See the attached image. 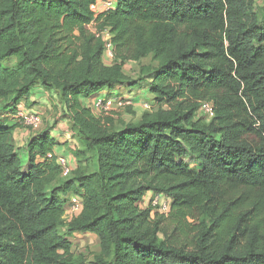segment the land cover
<instances>
[{
    "label": "trees",
    "instance_id": "16d2710c",
    "mask_svg": "<svg viewBox=\"0 0 264 264\" xmlns=\"http://www.w3.org/2000/svg\"><path fill=\"white\" fill-rule=\"evenodd\" d=\"M96 2L0 0V264H264V4ZM149 56L156 67L125 72ZM145 80L157 110L136 122L106 124L86 105ZM35 87L64 107L90 173L63 178L46 157L51 130L16 142L14 115ZM203 101L212 118L199 115ZM149 192L167 214L141 208ZM70 194L83 208L66 221ZM87 232L99 250L75 258L70 237Z\"/></svg>",
    "mask_w": 264,
    "mask_h": 264
},
{
    "label": "rangeland",
    "instance_id": "374dc122",
    "mask_svg": "<svg viewBox=\"0 0 264 264\" xmlns=\"http://www.w3.org/2000/svg\"><path fill=\"white\" fill-rule=\"evenodd\" d=\"M264 4V0H257V5L261 6ZM99 9L103 11L104 9L102 8V5H99ZM109 56V55H108ZM110 57V56H109ZM106 56L105 62H110V58ZM15 60L11 59L9 61H4L3 66H12L14 64ZM158 65V61H155L151 56L148 58L142 60L141 62H136V61H128L125 64L124 70L125 72L132 78V79H138L141 77L142 72H147V70H151L154 67ZM145 87L141 88H132L130 90H126L123 87L116 86L112 90H110V93H114L113 95L115 96L116 94L122 93L120 97L117 95V97L110 98L111 105L109 110H98L93 108L91 105L93 101H90L86 103L88 106H91L93 108V112L97 117H100L104 123H109L107 120L112 119L113 122L115 123H120V122H136L143 118L144 116H148L151 114H154L155 111L157 110V105L155 104L156 101L154 100V95L150 93L149 91V86L151 83L150 80H145ZM38 87H35L32 90L33 95ZM123 89V90H122ZM121 91V92H120ZM49 95H46V98L32 102V101H27L28 99L22 100L19 104L22 107H25L26 110L34 111L42 116L43 123L39 128L32 129L29 127H25L23 125L18 127V138L20 136V133L27 131L28 132V137L24 138V141L21 142L20 139H16V142H19L18 144L22 145L25 144L28 139H30L31 136L43 131V130H57L60 135L57 137H62L63 135L68 132L71 136L72 133V123L67 115V113L64 110V107L59 103L58 99L53 97V92L48 91ZM104 98V97H103ZM120 99H128L129 103H124L123 105L118 103ZM117 100V101H116ZM25 101V102H24ZM116 101V102H115ZM35 105V106H34ZM62 123L64 125V128L67 130H64V128H60L59 124ZM73 136V137H72ZM70 143H75L77 144L78 148L83 149L85 145L82 144V137L78 135L77 132L72 133ZM16 137V138H17ZM61 145H64L68 148H70V144H63L62 142L60 143ZM91 153L87 154L85 157H87L88 160L87 162L84 163L83 161L79 163L78 170L82 171L84 173L91 172L94 170L95 164L93 161L92 156H90ZM84 158V157H82ZM192 168H195V165H192ZM75 171V170H74ZM73 172L71 175L67 177H63L64 179L70 178L73 176ZM72 194L68 195V204L70 201V197ZM153 195L149 196V199H151ZM144 200V199H143ZM142 200V203L140 204L141 208L146 209L150 207L149 202H144ZM68 207V206H67ZM159 213H164V212H159ZM166 214V213H164ZM64 218L66 221H69L68 216L65 214ZM93 234V233H92ZM161 237L163 235L161 234ZM83 243V244H81ZM97 244H98V237L96 239H91L90 242L86 238V236H83L82 238H77L75 241V245L73 247V252L75 255V258H80V257H85L87 260H92L93 255L97 252ZM83 245V246H82Z\"/></svg>",
    "mask_w": 264,
    "mask_h": 264
},
{
    "label": "built area",
    "instance_id": "2783aa9c",
    "mask_svg": "<svg viewBox=\"0 0 264 264\" xmlns=\"http://www.w3.org/2000/svg\"><path fill=\"white\" fill-rule=\"evenodd\" d=\"M99 5H102V8L105 11H111L113 9H115L116 5H115V0H98L97 3L94 5L93 9L95 12L98 11L99 9ZM88 28L90 30H92L93 32H97V28H96V24L94 21H92L89 25ZM98 35L102 34L105 35L108 38V42H107V53L109 55H113L112 53V42H111V33L108 31V29H106V31L102 32V33H97ZM117 100L118 103L120 104H124V103H129V100L127 99H120L118 98ZM116 100V101H117ZM115 101V102H116ZM111 101L110 99H106V98H100L97 100H94V102L92 103V107L98 110H109L110 108V104ZM92 108V109H93ZM198 113L203 114L205 116H207L208 118H212L215 114H214V109L211 103L207 102V101H203L200 104V107L198 109ZM14 118L16 120V122H18L20 125H23L25 127H29L32 129H36L39 128L42 123H43V119L42 116L34 111H28L24 108H20L14 115ZM54 153L50 152L47 154L46 157L48 158H53L54 157ZM57 156V155H55ZM39 160H42V157L39 158ZM57 161L61 167V171H62V175L67 177L72 173V167L70 164V161L68 160L67 157H65L64 155H60L57 156ZM154 210L160 211V212H164V213H168L169 209H170V204L167 200L163 199L161 195L157 194L154 195V197L151 200V204H150ZM83 208V201L82 198L80 196V194H72L70 197V201L68 204V208L65 212V214L68 216L69 220L74 218L76 215H78Z\"/></svg>",
    "mask_w": 264,
    "mask_h": 264
},
{
    "label": "crops",
    "instance_id": "0c3cea01",
    "mask_svg": "<svg viewBox=\"0 0 264 264\" xmlns=\"http://www.w3.org/2000/svg\"><path fill=\"white\" fill-rule=\"evenodd\" d=\"M46 95L48 96L49 95V92L46 91V90H43L41 87H38L36 89L35 93L33 95H31L29 98H27L28 99L27 101L36 102V101H39V100H42V99L46 98ZM53 97H55V96H53ZM93 100L94 99H89V100L86 101V103H88L90 101H93ZM23 108H25V107H23ZM59 127L60 128H64V125L62 123H60L59 124ZM17 129L15 130V138L18 136V130ZM64 130H67V129L64 128ZM50 134L57 141V144L54 147V154L57 155V156L64 155L65 157H67L68 160L70 161L71 166L73 167V169L77 168L79 166V163H81L82 161L84 163L87 162L86 161L87 160L86 158H80V159L77 158L75 152L77 151L78 146H77V144L72 143V142L70 143V141H69V140H71L70 138L72 136V133H71V136H70V134L67 132L65 134V136L63 135L60 138L57 137V136L60 135V133L57 130H51V133ZM26 137H28V132L27 131H24V132L20 133L19 138L17 137L16 139H20L21 138V140H22L21 142H23L24 141V138H26ZM61 142L63 144L69 143L70 144V148H68V147H66L64 145H61L60 144ZM150 195H153V193L152 192L147 193L145 195L143 201L150 203V201L152 199V198L149 199V196ZM141 203H142V201H141ZM83 236H86V238L89 240V242H90L91 239H96L97 238V236L95 234H92L90 232H87V233H77V234H74L73 236L70 237V240H72L74 242V245H75V241L77 240V238H82ZM81 244H83V243H81ZM98 250H99V244H97V251Z\"/></svg>",
    "mask_w": 264,
    "mask_h": 264
},
{
    "label": "clouds",
    "instance_id": "9594fccd",
    "mask_svg": "<svg viewBox=\"0 0 264 264\" xmlns=\"http://www.w3.org/2000/svg\"><path fill=\"white\" fill-rule=\"evenodd\" d=\"M97 1H98V0H97ZM96 3H97V2H96ZM106 99H107V98H106ZM94 100H95V99H94ZM94 100H93V102H94ZM22 108H23V107H22ZM24 109H25V108H24ZM30 111H31V110H30ZM20 126H21V125H20ZM71 167H72V166H71ZM144 197H145V196H144ZM153 197H154V196H153ZM153 197H152V198H153ZM143 199H144V198H143ZM151 200H152V199H151ZM150 204H151V201H150Z\"/></svg>",
    "mask_w": 264,
    "mask_h": 264
}]
</instances>
